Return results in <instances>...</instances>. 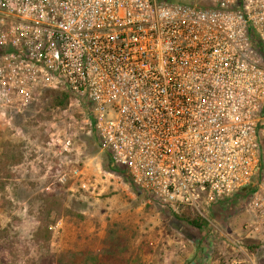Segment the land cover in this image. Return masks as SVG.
I'll return each mask as SVG.
<instances>
[{"label": "built area", "instance_id": "built-area-1", "mask_svg": "<svg viewBox=\"0 0 264 264\" xmlns=\"http://www.w3.org/2000/svg\"><path fill=\"white\" fill-rule=\"evenodd\" d=\"M253 35L264 48V0H0V111L68 93L113 167L203 215L264 165Z\"/></svg>", "mask_w": 264, "mask_h": 264}, {"label": "rangeland", "instance_id": "rangeland-1", "mask_svg": "<svg viewBox=\"0 0 264 264\" xmlns=\"http://www.w3.org/2000/svg\"><path fill=\"white\" fill-rule=\"evenodd\" d=\"M34 98L23 112L0 111V264L96 252L111 230L124 264H264V218L252 205L264 200V168L251 182L254 194L202 208L207 224L195 228L112 172L88 112L54 109L47 94ZM248 243L258 246L251 252Z\"/></svg>", "mask_w": 264, "mask_h": 264}, {"label": "trees", "instance_id": "trees-1", "mask_svg": "<svg viewBox=\"0 0 264 264\" xmlns=\"http://www.w3.org/2000/svg\"><path fill=\"white\" fill-rule=\"evenodd\" d=\"M253 41L257 45V48L260 54L262 55V57H264V49L260 45H258L259 42L258 40H256L254 35H253ZM42 93L43 95L46 94L49 95V105L54 109H65L70 103V95L66 92H54L50 90H44ZM106 157L109 161L108 163L110 165L112 172L122 176L123 179L131 186L132 190L134 192H138L140 189L132 183L126 171L122 168L113 167V165H111L108 152L106 153ZM262 167L264 168V165H262ZM257 189H258L257 185H252V183H249L240 187L233 195L225 199L233 200L237 195L249 196L251 194H254L257 191ZM228 204L217 201L216 203L211 205L210 209L229 207L232 204V202L230 205ZM174 216L180 221L195 228L201 229L204 228L207 224V220L203 216H201L199 213H197L195 210L189 207H180L176 212H174ZM44 229L47 230L46 238L48 239L50 231L47 225ZM38 230L41 231L42 227H39ZM116 235L117 233L114 230L109 231L108 236L107 238H105V241L102 243L101 248L96 252H92V253L91 252L73 253L70 251L62 252L56 257L55 264H124L126 259L122 255L120 239ZM257 246L258 243H256V245L250 243L246 245L247 249L251 252H253L255 247Z\"/></svg>", "mask_w": 264, "mask_h": 264}, {"label": "crops", "instance_id": "crops-1", "mask_svg": "<svg viewBox=\"0 0 264 264\" xmlns=\"http://www.w3.org/2000/svg\"><path fill=\"white\" fill-rule=\"evenodd\" d=\"M239 262H240L239 260L236 261V260L233 259V264H237Z\"/></svg>", "mask_w": 264, "mask_h": 264}]
</instances>
